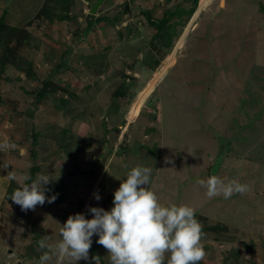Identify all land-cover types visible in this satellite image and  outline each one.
<instances>
[{
	"label": "rangeland",
	"instance_id": "obj_1",
	"mask_svg": "<svg viewBox=\"0 0 264 264\" xmlns=\"http://www.w3.org/2000/svg\"><path fill=\"white\" fill-rule=\"evenodd\" d=\"M83 1L80 9L67 7L66 12L61 7L57 11L61 18L47 29V20L36 22L35 9L15 10L31 18L32 48L18 53L23 63L33 62L37 77L27 78L10 66L0 80V123H4L0 137L11 136L10 124L19 134L10 142L15 147L0 149V191L28 184L36 167L33 181L38 174L51 181L45 185L46 196L50 198L57 185L63 198L27 212L11 199L0 198V264H31L47 250L39 249L38 241L47 237V243L55 245L69 216L92 219L90 207L111 210L121 180L138 165L152 169L150 187L162 204L189 205L198 222L220 225L217 232L203 233L206 256L200 264H264V0H225L227 7L221 6L224 0H211L197 19L191 11L201 0H109L102 5L105 9L99 8L88 33L89 0ZM137 6L151 11L156 24L168 18L165 30L172 33L175 47L163 49L155 69L144 50L156 32L146 25L150 22H141L144 16ZM115 16L122 23L114 22ZM103 17L110 22L106 24ZM191 20L194 24L172 57L185 32L181 29L188 28ZM140 22L146 25L142 31ZM165 32L159 33L160 43ZM124 48V55L118 52ZM2 51L0 45V59ZM135 58L142 62L135 64ZM169 59L170 67L147 91ZM124 73L137 83L113 101ZM48 80L53 82L52 93L36 107V94ZM17 98L20 105L12 111ZM133 109L138 112L129 120ZM153 117L162 123L151 143L146 138L145 146L143 136L155 131ZM34 131L40 137L32 148ZM92 163L95 170L85 171ZM11 172L16 179L8 177ZM212 175L225 183L236 179L249 190L227 200L222 195L208 198L198 181ZM94 193L100 195L99 201ZM98 239L92 237L89 260L77 264H95L94 254L101 257V264H110ZM50 264H55V257Z\"/></svg>",
	"mask_w": 264,
	"mask_h": 264
},
{
	"label": "clouds",
	"instance_id": "obj_2",
	"mask_svg": "<svg viewBox=\"0 0 264 264\" xmlns=\"http://www.w3.org/2000/svg\"><path fill=\"white\" fill-rule=\"evenodd\" d=\"M90 2L87 4L90 14L96 16L91 13L93 1ZM194 16H191L192 20ZM192 20L187 25L188 29L194 24ZM151 173L149 167L138 165L131 168L114 192L111 210L90 207L92 219H86L84 214L69 216L60 229L61 239L55 245L48 244L47 237L38 241L39 249L47 251H43L31 264H50L53 257L55 264L88 261L94 235L99 237L96 242L107 250L110 264H200L206 252L195 209L189 205L162 204L150 187ZM8 177L16 179L13 172ZM50 182L47 175L38 174L31 184H23L14 190L10 199L25 212L34 211L37 205L43 206L46 201L54 203L57 196L49 198L45 194V185ZM198 184L206 189L208 198L222 195L227 200L233 194L249 190L248 185L236 179L225 183L216 175L201 179ZM94 196L97 201L101 199L98 193ZM92 260L101 264L99 256L92 257Z\"/></svg>",
	"mask_w": 264,
	"mask_h": 264
},
{
	"label": "trees",
	"instance_id": "obj_3",
	"mask_svg": "<svg viewBox=\"0 0 264 264\" xmlns=\"http://www.w3.org/2000/svg\"><path fill=\"white\" fill-rule=\"evenodd\" d=\"M79 1L80 2L77 3V0H46V2L44 3L42 9L40 10V12L38 13V15L36 17V22L37 23L40 22V24H42L43 19L47 20L48 21L46 23L47 24L46 25V29H47V28H49L50 25L53 24V22L55 21V19H57V18L60 19L61 18L60 15H57V11L60 12V10L62 8L63 9L65 8V11H66V8L67 7H68V9L70 11L71 8H72V6L77 7L76 9H80V6L83 7V5H80V4L84 3V1L83 0H79ZM191 12H194V10H192ZM180 13H182V11ZM81 14H83V13H81ZM176 16H180V15L177 14ZM76 17H72L73 18V20H72L73 22H75L74 20L76 19ZM94 17H95V15H92V14H90V15L87 16V22H88V26H87V29H86V32L87 33L90 32L89 29L90 28H93L94 25H95V23H94ZM115 17H116V19H115L116 22H118L119 19H120V16H115ZM65 18L67 19L68 17L65 16ZM68 19H71L70 15H69V18ZM108 19L109 18H107V17H103V21H106ZM63 20H65V19H63ZM149 20H150V24L153 25L154 22L152 21V19L150 18ZM100 22H101V19L97 20L96 23H100ZM74 24L76 25V22ZM167 24H168V18H165V19L161 20L159 22V24H156L155 23L154 26H158L159 27V33H163L166 30H168L167 29ZM38 27H40V25H38ZM29 28H31L30 25H28L26 28H23V29L11 27V26H8L5 23L4 17H2L0 19V45L3 48L2 57L0 59V80L1 81L3 80L2 79L3 74L5 73L6 69L9 66H13V67L18 68L19 71L24 72V74L26 75L27 78L33 79V78H36L37 77V75L35 74L36 72L34 70V64H33V62L30 61V60H27L25 63H23V60L24 59H23V57H21L22 54L20 55L18 53L19 52L18 50L21 51L23 48H27V47L28 48H32L31 43L29 42L30 34H31L28 31ZM182 30L183 29H181V31ZM159 33L156 35V37H154L155 39H152V43H153L152 46H150V48L147 49V50H149V54H150L149 57L152 56V59L154 60L153 63L156 64V66L154 68L151 67L152 69H155L157 67L158 63H160L161 58L164 57L163 49H167L171 45H172L171 47L173 48L172 35H171L172 33H170L169 31H166L165 32V35L162 36L163 39H164V42L163 43H160V41H161V39H160L161 38V35ZM178 33H179V30H178ZM176 34H177V32L174 33V35H173L174 41H175V39H177L176 37L179 36V35H176ZM165 36H167L168 39ZM157 40L159 41V43H157V42L154 43ZM13 42L16 44V46L14 48H10V44L13 43ZM71 50H72V48L70 49V51ZM168 55L169 54H167V56ZM167 56H165V58H167ZM149 63H151V62H149ZM124 75H125V77L122 79L121 86L114 93L113 101L116 98H122V97L126 96L127 93H128V91L133 87L132 85H134V84L137 83L135 77L132 76L133 78H131V77H129V75H126L125 73H124ZM139 82L140 81H138V83ZM52 84H53L52 80H48V81L43 82L42 89L40 91H38V93L36 94V100H35L36 107H38L46 98L49 97L48 95L51 92L50 87L52 86ZM52 91L54 92L53 89H52ZM30 94H33V93H30ZM69 94L72 95V93H69ZM63 103L64 104H67V101H63ZM34 112L35 111H29L30 114H33ZM105 123H106V121H105ZM105 126H106V124H105ZM154 129H155V131L152 134H149V132H151V130L150 131L148 130L146 132V135L145 136H147V135L150 136L149 143H151V141L153 139H155L157 133H159V130L157 128H154ZM34 132H32V139H33L32 148H35L36 143H37V140L40 137L38 134H36L37 132H35V133ZM145 136H143V141H142V143L144 145H145V141L147 140L145 138ZM147 148H149V147H147ZM35 168L32 169V171H34V173H32V175L30 177V180L28 181V184L33 181L34 175L37 172V170L39 169V168H36V169ZM12 185H13V183H12ZM13 192H14L13 191V188L10 187L9 190H8V192H7V195H6V198L8 200H10L11 193H13ZM51 192L53 193L51 196H53V195H56L57 196V199L55 200L54 204L55 203H59L61 201V199L63 198V193H61V189L59 188V186L53 185L52 186V189H51ZM196 217H198V215H196ZM201 219H200V221H201ZM207 220H208V217L207 216L206 217H203V221L204 222H207ZM201 223H200V225L202 227L203 233H205V232L207 233L209 231H211V232H217L218 230H221L220 225H217V226H208V224H203V223L201 224ZM44 251H47V250H44ZM94 256H95V254H94ZM39 257L37 258V260L39 259ZM104 264H106V263L104 262Z\"/></svg>",
	"mask_w": 264,
	"mask_h": 264
},
{
	"label": "crops",
	"instance_id": "obj_4",
	"mask_svg": "<svg viewBox=\"0 0 264 264\" xmlns=\"http://www.w3.org/2000/svg\"><path fill=\"white\" fill-rule=\"evenodd\" d=\"M16 1H18V2H16ZM37 1V6L36 7H34L33 5H34V3ZM45 1L46 0H0V19L2 18V17H4V20H5V23L8 25V26H11V27H15V28H19V29H23V28H26L29 24H30V19L31 18H27L28 17V15H25V14H23V16H20V13H22V12H20V11H15L16 9L17 10H28L29 12H30V9L32 8V9H35L36 11H34V17L35 16H37L38 15V13L40 12V10L42 9V7H43V5H44V3H45ZM106 2H109V0H105V2H104V4H106ZM126 2V1H125ZM124 2V3H125ZM158 2H163V0H159ZM176 2H178V0H176ZM10 3V7L9 6H7L8 4ZM227 3V2H226ZM103 4V5H104ZM159 7H161V5H160V3H158L157 4ZM158 7V8H159ZM225 7H227V6H225ZM30 8V9H29ZM102 9H105V7L103 6L102 7ZM227 9V8H226ZM14 10V11H13ZM148 9H145V10H143V11H141L142 13H143V16L144 17H147V18H149V16L150 17H152L150 14H151V11H147ZM133 11H135V10H133ZM140 11V10H139ZM139 11H136V12H138L139 13ZM29 14V13H28ZM149 15V16H148ZM104 16H107V15H104ZM109 16V15H108ZM143 17V21H141V22H143L144 23V21H145V23L147 22V20L148 19H145ZM119 18V17H118ZM116 17H113V20H114V22H116ZM21 22V23H20ZM106 24L108 23V22H110V21H108V22H106V21H104ZM118 22H120V23H122L121 22V20L119 19V21ZM118 22H116V23H118ZM141 22H140V24H141ZM155 24V23H154ZM147 26H150V27H153V28H151L152 29V32H156L157 33V31H155V26L154 25H152V24H149V23H147L146 24ZM145 24H141V27H140V30L139 31H142V28H144L145 26H146ZM152 25V26H151ZM124 26H126V25H124ZM198 26L200 27V24H198ZM198 27V28H199ZM155 28V29H154ZM183 29V28H182ZM188 29V28H187ZM144 32V31H143ZM145 33V32H144ZM155 33V34H156ZM143 35H145V34H143ZM152 36H154V35H152ZM118 45V47L120 48L121 47V45H122V43L121 42H119V44H117ZM116 45V46H117ZM124 46H125V44H123ZM151 46H152V44H151ZM155 46V45H154ZM156 47V46H155ZM126 48H128V47H126ZM126 48H124L123 50L122 49H118V52H119V50H121V53L124 51V53H123V55L125 54V52L127 51V50H125ZM140 51V50H139ZM148 51V53H149V50H147ZM121 53H118L117 55H120ZM150 55V54H149ZM123 57V56H122ZM152 57V56H151ZM144 59V58H143ZM141 62H142V59L140 60ZM140 63V62H139ZM10 67V66H9ZM34 70H35V72L37 73V70L35 69V67H34ZM23 93H18L16 96H21ZM20 100H19V98H17L16 99V101H14L13 102V109H12V111H15V109H14V107H16V106H19L20 105ZM155 115V114H154ZM153 120H151L150 122L151 123H154L153 125H154V127L155 128H157L158 130H159V124L160 123H162V120H159L158 119V121H157V117L156 118H152ZM156 122V123H155ZM3 125H4V123H0V135H3ZM10 126H11V136H4V137H0V149H7L8 150V148L9 147H15L14 145H11L10 144V142L11 143H13L14 142V140H16V139H14V137H16V135L17 136H19V134H18V131H17V129H16V127H14L13 125H11L10 124ZM35 127V126H34ZM5 128V127H4ZM19 129V128H18ZM20 135H22V134H20ZM6 145V146H5ZM2 146H3V148H2ZM12 150V149H11ZM15 150V149H14ZM22 151V150H21ZM9 190V189H8ZM8 190H6L7 192H8ZM6 195H7V193L6 192H4L3 193V191H0V198L1 197H6Z\"/></svg>",
	"mask_w": 264,
	"mask_h": 264
},
{
	"label": "bare ground",
	"instance_id": "obj_5",
	"mask_svg": "<svg viewBox=\"0 0 264 264\" xmlns=\"http://www.w3.org/2000/svg\"><path fill=\"white\" fill-rule=\"evenodd\" d=\"M211 2V0H201L200 1V6H199V11L197 12V14L195 15V19L201 14V12L204 10V8L209 4ZM221 6H225V0L224 1H222L221 2ZM189 30L190 29H185V32H184V34L180 37V39L178 40V43H177V46H176V48H175V51L172 53V57H174L175 55H176V53L178 52V50H179V48L183 45V43H184V39H185V37H186V35L188 34V32H189ZM172 64V60L171 59H169L168 60V62H167V64H165V66H164V68H163V70L162 71H160L161 73H158L155 77H154V79L148 84V86H147V88H146V90L147 91H150L154 86H155V84H156V82L158 81V79L160 78V76L164 73V72H166V70L168 69V67H170V65ZM154 90V89H153ZM144 91V90H143ZM152 91V90H151ZM142 93V92H141ZM149 93V92H148ZM141 95V94H140ZM139 95V96H140ZM148 95V94H147ZM146 95V96H147ZM138 96V97H139ZM144 97H145V95H144ZM138 99V98H137ZM141 99H142V97H141ZM144 99H146V98H144ZM134 106V105H133ZM133 108V107H132ZM131 112H132V114L130 113V116H129V120H131V119H133L134 117H135V115L137 114V112L135 111V109H133V110H131ZM135 112H136V114H135ZM139 117V116H138Z\"/></svg>",
	"mask_w": 264,
	"mask_h": 264
},
{
	"label": "flooded vegetation",
	"instance_id": "obj_6",
	"mask_svg": "<svg viewBox=\"0 0 264 264\" xmlns=\"http://www.w3.org/2000/svg\"><path fill=\"white\" fill-rule=\"evenodd\" d=\"M92 1H93V0H91V2H92ZM91 2H90V3H91ZM124 4H126V2L123 3V5H124ZM199 6H200V4H199ZM137 8H138V10L143 11V10H141L138 6H137ZM196 9H197V8H196ZM196 9H195V11H196ZM182 12H183V11H182ZM194 13H195V12H194ZM194 13H193V14H194ZM150 15H151V14H150ZM186 15H187V14H186ZM186 15H185V16H186ZM148 16H149V15H148ZM150 18H151L152 21L154 22V19H153L152 17H150V16H149V18L146 17V19H148L147 21L150 22V20H149ZM162 20H163V19H162ZM108 21H110V19L106 20V22H108ZM153 25H154V24H153ZM167 26H168V24H167ZM188 26H189V24H188ZM155 27H156V26H155ZM156 28H157V27H156ZM183 28H184V27H183ZM157 29L159 30V28H157ZM154 37H156V34L152 37V39H155ZM156 42H157V41H155L154 43H156ZM151 44H153V43H152V40L149 41V42L146 44V46H145V50L143 49L144 52H145L147 49L150 48ZM173 47H174V46H173ZM138 52H139V51H138ZM142 53H143V52H142ZM138 57H139V56H138ZM138 59H139V60L137 61V58H135V60H134V61H135V64L141 62V61H140L141 59H140V58H138ZM165 59H166V58H165ZM153 124H154V123H153ZM152 127H154V125H152ZM137 132L140 133V131H137ZM147 137H150V136H149V135L145 136V138H147ZM106 138H107V136H106ZM107 140H109V139H107Z\"/></svg>",
	"mask_w": 264,
	"mask_h": 264
},
{
	"label": "water",
	"instance_id": "obj_7",
	"mask_svg": "<svg viewBox=\"0 0 264 264\" xmlns=\"http://www.w3.org/2000/svg\"><path fill=\"white\" fill-rule=\"evenodd\" d=\"M105 0H98L94 3L91 4V13L93 14H97L99 13V8L102 7V5L104 4ZM95 163H92L91 165H89L88 167H84L85 171L90 170V171H94L95 167H94Z\"/></svg>",
	"mask_w": 264,
	"mask_h": 264
}]
</instances>
